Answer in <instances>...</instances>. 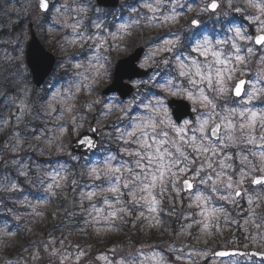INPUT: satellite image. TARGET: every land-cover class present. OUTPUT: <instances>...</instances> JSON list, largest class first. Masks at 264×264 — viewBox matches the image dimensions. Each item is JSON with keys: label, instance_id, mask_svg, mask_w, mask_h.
Segmentation results:
<instances>
[{"label": "snow or ice", "instance_id": "obj_1", "mask_svg": "<svg viewBox=\"0 0 264 264\" xmlns=\"http://www.w3.org/2000/svg\"><path fill=\"white\" fill-rule=\"evenodd\" d=\"M166 3L172 5L168 12L162 11ZM142 6L152 14L146 17L147 24L158 26L180 23L182 13L178 8L192 10L191 5H177L172 0H143ZM35 7L45 21L55 12L48 29L50 33L68 30L62 37L60 46L63 50L79 46L80 50L88 48L90 55L86 63L77 60L72 64L73 68L84 70L77 71L79 79L67 90L41 97L43 115L40 111L33 114L26 87L20 88L19 96L6 97L8 106L15 105L17 111L13 113L15 128L10 134V142L0 147V163L5 169L15 170L16 178L8 173L0 175V204H4V194L12 200L13 195L22 192L20 178H23L29 185H41L39 193L33 197L35 203L28 197L19 201L31 209L29 216L33 221L47 215L39 210L41 207L61 200L70 207H54L52 218L60 217L63 211L65 215L60 217L61 224L58 226L69 227L75 222L70 230H78L82 235L94 234L103 238L119 233L128 224L134 229L146 227L166 234L172 219L180 225L174 230L177 238L203 239L208 244L220 230L221 220L225 224L238 223L226 206L239 208L240 202L244 201L247 207L241 212L245 231L250 232L249 239L253 243L264 246V131H260L264 130V107H256L257 103L264 105V0H242L236 6L233 0H228V7L234 8L237 13L255 10L247 17L256 25L255 34H249L240 27H229L228 32L232 35L213 43L207 36L201 39L202 34L197 31L185 44L180 30L171 33L162 41V46L146 58V62L157 53L174 52L178 48L190 51L188 55L177 53L174 57L175 75L159 83V92L151 99L147 102L139 100L138 104L135 97L124 103L118 100L79 101V96L93 94L95 86L108 77L110 63L107 53L112 49L119 50V45L113 42L130 35L132 24H139V20L121 24L116 32L105 35L107 26L103 21L90 22L95 31H88L82 19L86 8L82 5L70 8L65 3L57 7L52 0H36ZM220 7V0H207L202 11L217 13ZM190 25L199 29L200 20L193 18ZM184 40H189V37L185 36ZM224 45H228L227 52L222 47ZM18 50L20 56L9 59L23 58V47L18 46ZM257 51L261 52L259 63L262 70L258 71L255 80L245 79L247 66ZM192 53H197V56ZM163 62L168 64L166 59ZM26 71L23 64L16 65L14 71L11 65L9 68L0 67V96H6L4 87L9 91L19 87ZM169 97H179L196 105L191 108L197 114L195 119L184 118L182 110L187 106L173 105ZM57 104L61 105L59 111ZM133 104L143 109L136 117L129 115ZM97 105L100 119L96 120L97 127L89 126L88 130L97 133L111 127V132L103 134L120 145L117 151L106 152L102 159L86 161L79 176L81 180L87 177V182L78 181L63 164L44 170L43 175L39 174L41 169L37 166L33 179L31 166L24 163L23 158H17L16 154L24 152L25 145L31 147V140H43L48 149L63 152V136L79 133L84 126L83 118L78 114L84 109L96 112ZM53 113L58 114L54 117L56 131L51 136L46 126H31V120L25 123L30 116L32 120H50ZM172 113L176 114L175 119ZM112 115L116 116V121L110 125L101 124L102 119ZM10 123V120H0V125ZM77 143L89 150L97 145L95 136L90 137L87 133L81 134ZM32 150L45 152L44 148ZM8 152L13 155L5 160ZM71 158L80 159L75 155ZM66 188L71 190L70 201ZM8 214L20 220L12 209H8ZM65 218L67 224L64 223ZM81 220L84 227H81ZM197 230L199 235L194 236ZM21 231L32 233L34 229L28 225L21 229L19 224L9 227L7 219L0 224V237H16ZM183 243L180 241V244ZM74 247L75 255L72 256L67 252L63 238L57 241L50 235L46 241H30L29 247L24 248V252L32 249L25 264L29 260L32 264H69V261L72 264H88L87 249L91 248V244ZM109 251L113 254L112 258L101 254L96 259L104 264H172L167 253H176L175 260L195 264L194 257L208 254L206 249L198 250L194 245L185 248L169 244L165 249L153 248L143 260L138 261L136 257L117 256L116 247ZM214 254L221 257L228 255L226 252ZM137 255L144 254L138 252ZM8 264L13 262L8 261ZM15 264H20V260Z\"/></svg>", "mask_w": 264, "mask_h": 264}, {"label": "rangeland", "instance_id": "obj_2", "mask_svg": "<svg viewBox=\"0 0 264 264\" xmlns=\"http://www.w3.org/2000/svg\"><path fill=\"white\" fill-rule=\"evenodd\" d=\"M19 6L16 4V0H0V67L9 68V65L12 66V70H15V66L19 64L25 65V44L28 39V23L32 22L34 25V28L38 35L51 45L52 48L55 49V51L58 54V58H60V62L55 65L54 71L51 73V75L47 78L46 82L43 84L40 88H35L31 82V79L29 77L28 69L24 73L23 82L19 85V87H14L11 91L7 87L3 88V91L6 93V96H0V103L1 105H4L5 112L3 113V119L2 120H10L11 123L7 126L0 125L1 132L5 133V137L3 138V141L0 143V147H2L4 144L10 142V134L15 128V117L13 113H16L17 109L15 105L9 107L8 106V99L6 97H16L20 95V88H27L29 90V102L33 105V109L35 111H40L41 115H43V109L41 108V97L44 96H50L51 94L55 92H64L69 88L70 85L73 84V82L79 77H77L76 73L77 71H83L84 69L77 70L72 67V64L75 63L77 60L81 62H85L87 60V57L90 55L89 49L84 48L83 50L79 49V46L71 47L66 50H63L61 48V43H63L62 37L68 32L67 29L56 31L50 33L48 31L49 25L52 22V17L55 15V12L51 13L47 21L44 20V18L41 16V14L37 11L35 5L36 0H19L18 1ZM53 3H56L57 7H59L61 4H69L70 8H75L78 5H82L86 8V14L82 17L84 21V25L88 28V31L94 32L95 29L91 27L90 22H99L103 21L104 24L108 23V26L105 30V35H108L109 32H116L117 28L121 24H131L134 20H139V24H132L130 28V39H117L113 43L119 45V50L112 49L110 50L107 55H109V75L106 77L102 83L97 84L95 86V92L91 95L87 93H83L79 96V101H85V100H109L112 102L122 101L120 100L116 94H112L107 97H101L100 91L110 83L111 77H112V70L114 63L118 57L124 56L131 51L134 47L138 45H142L145 47L143 56L141 57L140 61L138 62V66L141 67L143 64L144 67L141 68H148V67H156V69L153 71L151 75L149 74L147 77H143L140 79H134L131 84L134 87L133 94L126 100H123L122 102L127 103L128 101L132 100L134 97L137 100V104L139 100H143V93L147 92V99H151L152 95L159 92V89L155 88L154 82L156 79H158L161 75H166V77L163 79H167L170 76H173L171 74H168L166 71L169 67V63L165 64L163 61L167 57H164L165 55L163 53H166L167 55H171L173 52H163V53H157L152 59L147 60L146 58L156 50L158 46H162V41L166 38H169V35L171 33L177 32L180 30V35L182 41L185 43L188 42V40H184L185 36L191 37L193 34H195L197 31L200 32L201 39H203L204 36H207L210 40L213 41V43L218 39H228L232 33L228 32L229 27H240L244 31H246L249 34H255L256 32V25L251 23L249 21L248 13H254L255 10L248 9L247 12H241L237 13L234 11V8L228 7V0H220L221 7L218 9L217 13H209L202 11L203 5L207 2V0H172V3H175L177 5H191L192 10L188 11L187 7L185 8H178V10L182 13V17L180 20V23L177 24H171V25H149L147 24L146 17L152 15L147 11V9L143 8V0H120L121 7L119 9H115L110 11L111 9H102L95 5L94 0H52ZM242 0H233V5L236 6L240 4ZM171 4L166 3L165 7L162 9L164 12H168L171 10ZM127 9V13L124 16L123 19L120 18L121 11L123 8ZM133 9H136V11H133ZM7 11V12H6ZM11 12L15 13L12 14ZM226 14V15H225ZM21 15V20L24 21L23 27H18L17 22L19 20V17ZM69 17H62L61 19H66ZM117 18V19H116ZM196 18L200 20V27L199 29L194 28L190 25L191 19ZM118 22H117V21ZM227 20L229 22L227 23ZM115 22V24H114ZM142 22V24H141ZM226 25V26H225ZM110 27H114L113 30L109 29ZM162 34H165L166 37L161 39L158 42H151L152 39L155 41L156 37H160ZM132 37V38H131ZM20 38V39H18ZM46 39V41H45ZM109 39H111L109 37ZM134 40V45L131 46V42ZM230 43V41H229ZM18 46H22L24 49V55L23 58H18L15 60H11L9 58L19 57L20 53L18 50ZM131 47V48H129ZM221 47V46H217ZM224 50L227 52L229 50L228 45L222 46ZM181 53V52H179ZM189 52H186V54L181 55H188ZM75 54V56H73ZM193 56H197V53H192ZM261 55L260 51H257L256 56L253 57L247 68L246 78L255 80L256 75L258 71L262 70V66L259 63V57ZM162 57V58H161ZM200 59H203L202 57H198ZM169 61V60H168ZM176 61V60H175ZM61 70H64L66 72L65 74V81L62 83L61 80L57 77L58 73L61 72ZM158 71V72H157ZM175 75V74H174ZM59 80V81H58ZM182 80V78H181ZM56 82V83H55ZM6 83V82H4ZM74 90V89H73ZM47 91V92H46ZM179 98V97H178ZM147 99L145 102H147ZM137 104H133L132 108H136L135 111L132 110L129 113V115L136 117L139 114L142 113L143 109L142 107H138ZM191 105V104H190ZM79 106V104H78ZM57 110L59 111L61 105H56ZM196 107V105H191V108ZM257 109L260 107H264V105H261L259 103L256 104ZM58 113H53L52 119H45V120H32V117H28L25 120V123H27L29 120L32 121L31 126H46L49 130L48 135L51 136L53 132L56 131V124L57 121L54 119L55 115ZM5 115V116H4ZM67 115V114H66ZM79 117L83 118L84 126L80 130L79 133L76 134H65L63 136V143L65 150L63 152H57L54 149H48L47 145L41 141H35L31 140L29 145H25V151L21 152L17 155V158H23L24 163H27L32 168V177L35 179V176L37 174V166L41 169L40 175H43L44 170H51L54 168H58V165H55L57 162L58 157H66L71 158L70 151H69V143L70 140L73 137H76L80 133L87 131L89 129V126L95 125L96 120L100 119L99 116V105H97V111L91 112L87 109H84L83 112H80ZM119 115V113H117ZM197 115V114H196ZM195 119V118H194ZM126 120V118H125ZM116 121V116L112 115L109 116L107 119H102L101 124L102 125H110L111 122ZM64 121H59V123H63ZM117 126H119V121H117ZM23 128V125L20 126ZM111 127H106L103 129V132H111ZM264 131V130H260ZM103 132H100V137L103 138V146H99L97 151L92 154L90 157L86 156V158H90L89 160L94 159H102L104 154L106 152H109L108 147H112V151L110 152H116L117 149L120 147L118 143L114 141V139H110L107 136L103 134ZM115 135V134H114ZM110 142H113V146H109ZM251 147V146H249ZM39 149L44 148L45 152L42 154L38 151H33L32 149ZM12 153L8 152L5 154L4 159L7 160ZM45 159L43 163L39 161V159ZM56 159L55 163L50 164L49 160ZM75 161V160H74ZM85 164V163H82ZM81 164V165H82ZM4 173H8L12 178H16V172L15 170L11 169H5L3 167V164L0 163V175H3ZM77 178V177H74ZM21 179V187L23 189L22 184H27V182L23 181V178ZM78 179H81L78 178ZM82 182H87V177H84ZM31 187L37 188L38 186L41 187L40 184L34 183L33 185H30ZM65 191L69 192V201L72 199L71 190L69 188H66ZM8 194H4V204H0V208H2L3 212L8 214V209H12L15 216H19L20 220L17 221L14 219L13 215L11 216L12 222L14 221L16 224H19L21 229H23L24 225H28L29 227H32L34 231L32 233L21 231L26 235L27 237L34 236L37 234V227L40 225H45L46 223H51L53 225H59L61 224V219L55 218V219H49L48 215H46L43 219L38 218L37 221H33L29 213L31 212V209L27 207L26 204L22 205L19 203L20 200H23L25 195L22 197L13 195L12 200L7 199ZM29 200H33V198L29 195H27ZM33 203L35 201L33 200ZM87 203V202H86ZM6 205V207L4 206ZM62 207H70V204L65 203L62 201ZM246 208L247 205H241L239 208ZM48 209V206L41 207L39 210L46 212ZM77 211H79L77 209ZM63 213V211H61ZM9 215V214H8ZM63 213V217H64ZM236 219L237 217H232ZM131 219V218H128ZM64 223H68L67 219L65 218ZM75 224V222H73ZM232 228L228 227V229L224 230V226L220 227V230L215 233V238L212 239L211 243L205 244L203 239L200 241L193 239H189L187 237H179L177 238L174 235V230L179 228V224L174 223L173 221L169 220L168 226H169V232L163 233L161 230H153V229H147L146 227L140 228H133L131 224L125 225L122 227V230L119 233H113L110 236L100 238L102 242H105L108 240V238L111 237H127V239L122 244H117L115 247L118 249L117 256H124V257H136L137 260H143L144 256L148 255L149 252L153 249H165L169 244H177L178 246H182L187 248L189 245H194L196 249L207 250V255L203 257H194L195 264H264V263H254L249 258H240V257H232L227 259H215L210 258L209 253L217 248H227L229 242H238L239 239L236 234V227L238 226V223H232ZM241 225V224H239ZM81 227H84L83 222L81 220ZM245 228V226H243ZM59 229H63V226H58ZM88 231L91 233L92 230L88 229ZM230 231V232H229ZM94 235V234H93ZM199 235V233L194 232L193 234ZM250 232L245 231L242 238L249 239ZM61 234L59 233V237ZM86 236V235H83ZM133 236V237H129ZM67 238V235L65 234V237L63 239ZM136 239L137 242L135 243L134 240ZM9 238L0 237V264H8V261H12L13 264H15V261L18 259L20 260V264H25V259L29 256L32 249H29V252H24L25 247H29L28 244H23L22 242L19 243L18 248L15 249L14 244H10L8 242ZM12 241L14 242V238L12 237ZM250 240V239H249ZM66 242V248L67 252L70 253L72 256L75 255V245L79 244L81 246L87 247L86 244H80L78 242L72 243L70 240H67ZM180 241H184L183 244H180ZM251 241V240H250ZM57 247H59V244H57ZM114 246L107 247L104 250H101L100 252H94V247L91 246L90 249H87L89 252L88 256V264H104L102 260H97L96 257L101 254H106L110 258L113 257V254L109 251V249L113 248ZM11 251H9V250ZM261 250H264L262 248ZM142 252L144 255L138 256L137 253ZM169 256L170 261L172 264H190L189 261H177L175 260L176 253H167ZM27 264H32V262L29 260ZM69 264H72V261H69ZM83 264V262H82Z\"/></svg>", "mask_w": 264, "mask_h": 264}, {"label": "water", "instance_id": "obj_3", "mask_svg": "<svg viewBox=\"0 0 264 264\" xmlns=\"http://www.w3.org/2000/svg\"><path fill=\"white\" fill-rule=\"evenodd\" d=\"M95 1L98 6L111 7V8L116 7L119 3V0H95ZM29 27H30V31H29V40L25 51V64L29 70L33 85L35 87H39L42 85V83L48 77L50 72L53 70L56 59L54 54L47 51L43 46V44L40 42L39 38L37 37L36 33L32 28L31 23L29 24ZM142 52H143L142 47L136 48L129 56L119 59L117 61L113 71V79L111 83L103 89L102 91L103 96H106L110 93H117L121 99H125L133 91V87L131 86L129 81H131L134 78L144 77L152 71V68L144 70L136 65L137 61L142 55ZM169 100L173 103V105L183 104L187 106L185 109L182 110L185 113L184 118L189 117L192 119L194 117V113L191 111L190 104L186 100L176 99V98H170ZM172 115L173 118L175 119L176 114L172 113ZM84 133H87V135L90 137L95 136L98 145L99 132L93 133L91 131L90 132L84 131L81 134ZM80 135L73 138L70 143V152L72 156L78 154L84 155L87 154V152H92L96 149L95 148L93 150H89L86 147L79 146L77 141ZM218 252H226L228 253V255L221 257L219 255L214 254ZM233 255H239V256L249 255L264 260V253L253 249H234V248L216 249L210 254L211 257H217V258H226L228 256H233Z\"/></svg>", "mask_w": 264, "mask_h": 264}, {"label": "trees", "instance_id": "obj_4", "mask_svg": "<svg viewBox=\"0 0 264 264\" xmlns=\"http://www.w3.org/2000/svg\"><path fill=\"white\" fill-rule=\"evenodd\" d=\"M45 41H46V39H45ZM133 42H134V40H133ZM45 45L49 50H53L54 52H56L55 49L52 48L51 45L47 41H46ZM166 72L168 74L172 73L171 71H168V70ZM165 77H166V75H164V74L161 75L158 78L157 82L154 83L156 89H159L158 84L162 83L163 79ZM4 112H5L4 105H1V103H0V120H2L4 118L3 117ZM5 136H6L5 133L0 131V143L3 141V138ZM111 145L113 146V142H110L109 146H111ZM109 150H112V147L109 148ZM79 158H80L79 160L74 161V159H72V158L58 157L56 163H55L56 159L49 160V163L50 164L55 163V165H58V166L60 164L65 165V167L68 168L74 174V177H77L76 179L78 181H81V183H83L81 179H78V178H80L79 173L81 171V167L84 165L82 163H86V161H88V160L84 157H79ZM39 161L43 163L46 160L40 158ZM22 185H23L22 192L16 193L15 194L16 196L22 197L23 195H25V197H27V195L28 196L30 195L33 198L35 195H37L39 193V191L41 189V187H39V186L37 188H35V187H31L30 185H27V184H22ZM2 199L4 200V196L2 197ZM56 206L62 207V201L56 200L55 204L48 206L46 213H47L49 219L50 218L52 219L51 213H52L53 208ZM227 210H228V212L230 211L231 216L237 217L236 220L238 221V225L240 223H243L241 210H237V209L232 210L230 207H227ZM60 217H63V213H61V212H60ZM60 217H58V218L60 219ZM5 219L8 220L9 227H14L16 225V223L14 221L12 222L10 215H8L7 213H5L3 211H0V224H2ZM170 221H173V220L170 219ZM65 224H67V223H65ZM74 226H75V224H72L69 227H63V229H59L57 225H53L51 223H46L45 225H40L36 228L38 232L34 236L27 237L26 235H24L23 232H19L16 237H13L14 242L12 241L13 240L12 238H9L8 242L10 244H14L15 249H17L20 242H22L23 244L29 245L30 241H46L50 235L56 237L57 241H59L60 239L64 238L65 234H66L67 235V238H65L66 242H68L67 240H70L72 243L78 242L82 245L83 244H86V245L91 244V246H93L95 248L94 252L95 251L100 252L101 250H104L107 247H110V246L115 247L117 244H122L127 239V237H111V238H108L107 241L102 242L100 238H97L93 234L83 236L82 234L79 233L78 230L71 231L70 229L73 228ZM221 226H224V230L226 229V224L224 223L223 220H221ZM236 232L240 237L242 236L240 234L239 227L237 228ZM59 233L61 234L60 237H59ZM197 233H199L198 230H197ZM129 237H133V236H129ZM98 239H99V242H97ZM133 240H134V238H133ZM134 242L136 243L137 240L135 239ZM239 242H240L239 244H242V239H240ZM9 251H11V250H9Z\"/></svg>", "mask_w": 264, "mask_h": 264}, {"label": "flooded vegetation", "instance_id": "obj_5", "mask_svg": "<svg viewBox=\"0 0 264 264\" xmlns=\"http://www.w3.org/2000/svg\"><path fill=\"white\" fill-rule=\"evenodd\" d=\"M19 0H16V4H17V6H19V2H18ZM120 7V6H119ZM7 12V11H6ZM12 14H15V13H13V12H11ZM209 13H212V12H209ZM212 14H214V13H212ZM229 22V20H227V23ZM23 24H24V21L23 20H21V15H20V17H19V20H18V22H17V26L18 27H23ZM226 26V25H225ZM33 28H34V25H33ZM34 30H35V28H34ZM36 31V30H35ZM28 32H29V30H28ZM37 33V32H36ZM39 36V35H38ZM162 37H166L165 36V34H162ZM40 38V37H39ZM132 38V37H131ZM125 39H130L129 37H126ZM40 40H42L41 38H40ZM43 41V40H42ZM26 43H27V41H26ZM134 44H133V42H131V46H133ZM25 46H26V44H25ZM129 48H131V47H129ZM135 48V47H134ZM133 48V49H134ZM132 50V49H131ZM129 53H130V51H129ZM128 53V54H129ZM127 55V54H126ZM126 55H124V56H126ZM121 57H123V56H121ZM118 58H120V57H118Z\"/></svg>", "mask_w": 264, "mask_h": 264}]
</instances>
